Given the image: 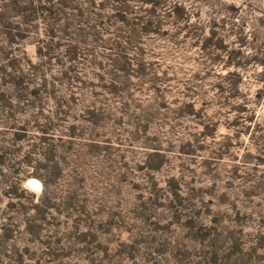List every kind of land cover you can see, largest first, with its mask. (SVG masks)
Here are the masks:
<instances>
[{
	"label": "rangeland",
	"instance_id": "obj_1",
	"mask_svg": "<svg viewBox=\"0 0 264 264\" xmlns=\"http://www.w3.org/2000/svg\"><path fill=\"white\" fill-rule=\"evenodd\" d=\"M0 264H264V0H0Z\"/></svg>",
	"mask_w": 264,
	"mask_h": 264
}]
</instances>
